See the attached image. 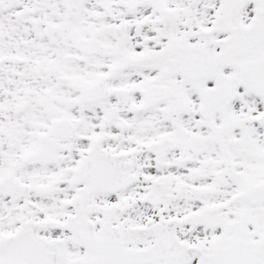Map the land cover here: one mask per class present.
<instances>
[{"label":"snow or ice","instance_id":"snow-or-ice-1","mask_svg":"<svg viewBox=\"0 0 264 264\" xmlns=\"http://www.w3.org/2000/svg\"><path fill=\"white\" fill-rule=\"evenodd\" d=\"M0 264H264V0H0Z\"/></svg>","mask_w":264,"mask_h":264}]
</instances>
